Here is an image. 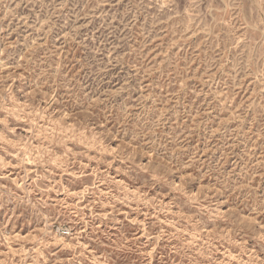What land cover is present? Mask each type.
<instances>
[{"label": "rangeland", "instance_id": "1", "mask_svg": "<svg viewBox=\"0 0 264 264\" xmlns=\"http://www.w3.org/2000/svg\"><path fill=\"white\" fill-rule=\"evenodd\" d=\"M0 264H264V0H0Z\"/></svg>", "mask_w": 264, "mask_h": 264}, {"label": "built area", "instance_id": "2", "mask_svg": "<svg viewBox=\"0 0 264 264\" xmlns=\"http://www.w3.org/2000/svg\"><path fill=\"white\" fill-rule=\"evenodd\" d=\"M57 234H58V229H57ZM64 235H68V231H63Z\"/></svg>", "mask_w": 264, "mask_h": 264}]
</instances>
